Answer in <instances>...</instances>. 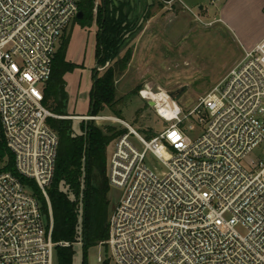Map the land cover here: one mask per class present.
<instances>
[{
    "label": "built area",
    "instance_id": "obj_1",
    "mask_svg": "<svg viewBox=\"0 0 264 264\" xmlns=\"http://www.w3.org/2000/svg\"><path fill=\"white\" fill-rule=\"evenodd\" d=\"M79 12L77 0H0V140L15 170L0 155V264H56V249L71 246L53 241L48 188L60 139L45 89ZM244 54L188 114L171 94L167 111L162 91L141 90L169 124L151 139L115 118L74 117L127 130L108 172L122 193L102 243L115 264H264V39Z\"/></svg>",
    "mask_w": 264,
    "mask_h": 264
},
{
    "label": "rangeland",
    "instance_id": "obj_2",
    "mask_svg": "<svg viewBox=\"0 0 264 264\" xmlns=\"http://www.w3.org/2000/svg\"><path fill=\"white\" fill-rule=\"evenodd\" d=\"M223 2L224 0H152V5L148 7L146 0H143V8H148L149 16L145 18L140 14L134 18L136 32L125 33L110 59L103 64L99 63V67L96 57L99 25L95 21L91 26H84L85 23L79 20L73 21L57 44L56 52L60 51L64 40L67 41L66 61L75 67L64 73L67 84L64 114L54 111L57 106L54 100L49 103L51 112L56 116L52 119L73 122L74 133L80 135L82 123L88 121L82 122L74 117H91L88 115L92 108L94 79L103 77L112 70L116 74L118 104L115 112L106 108L97 116L125 122L146 138L149 130L154 134L163 132L169 124L160 119L155 109L142 99L141 90L149 87L154 93L162 91L171 94L188 114L201 98L225 80L244 59L245 54L240 44L220 21L219 9ZM100 4L101 0H96L95 14ZM126 57L130 59L122 67V60ZM90 122L105 133L106 128H113L117 132L127 131L117 121ZM189 135L195 137L193 134ZM119 138L113 140L107 149V177L110 159ZM131 140L141 148L135 138ZM121 195L119 190L110 188L108 225ZM73 249V264H84V261L86 264H115L110 249L102 243L85 249L82 237ZM55 255L57 257V250Z\"/></svg>",
    "mask_w": 264,
    "mask_h": 264
},
{
    "label": "trees",
    "instance_id": "obj_3",
    "mask_svg": "<svg viewBox=\"0 0 264 264\" xmlns=\"http://www.w3.org/2000/svg\"><path fill=\"white\" fill-rule=\"evenodd\" d=\"M115 0H101L94 13L96 0H77L79 10L83 13L84 26H91L94 21L99 25L97 35L96 57L100 64L110 59L113 50L117 49L125 33L136 32V24L128 20L124 13L126 4L115 6ZM171 1V0H162ZM148 7H150L147 4ZM149 14L146 17H148ZM81 23V24H82ZM67 41L64 40L60 51L56 54L53 72L45 89V104L54 100V111L64 114L67 84L64 73L73 70L74 64L66 61ZM129 57L122 60L125 67ZM115 72L109 71L103 77H95L91 92V110L88 116H97L106 108L115 112L118 104L115 88ZM94 102V106H93ZM53 107V106H51ZM85 117V116H84ZM83 122V121H82ZM51 127L58 133L60 146L54 180L48 188L54 221L53 241L55 243H70V247H58L57 264H73V246L83 237L84 248L105 242L109 237V200L110 184L106 174V154L111 142L127 131L117 132L113 128L103 129L96 127L92 122H83L81 134L76 135L73 122L66 120H49ZM150 130L147 138L155 136ZM0 155L8 157V165L4 171L15 173L13 156L7 150L5 142L0 140ZM31 183V182H30ZM33 185V182L31 183ZM35 194L42 204L44 214L49 217V206L45 197L35 187ZM86 257V253H85ZM85 260V258H84ZM84 264L85 261H84Z\"/></svg>",
    "mask_w": 264,
    "mask_h": 264
},
{
    "label": "crops",
    "instance_id": "obj_4",
    "mask_svg": "<svg viewBox=\"0 0 264 264\" xmlns=\"http://www.w3.org/2000/svg\"><path fill=\"white\" fill-rule=\"evenodd\" d=\"M124 0L128 9L126 15L133 14L132 20L140 14L143 0ZM221 23L232 33L243 52L252 50L264 39V0H224L219 9ZM129 20V17H128Z\"/></svg>",
    "mask_w": 264,
    "mask_h": 264
},
{
    "label": "water",
    "instance_id": "obj_5",
    "mask_svg": "<svg viewBox=\"0 0 264 264\" xmlns=\"http://www.w3.org/2000/svg\"><path fill=\"white\" fill-rule=\"evenodd\" d=\"M130 1H131V4H132V7H134V6H135V2H134V0H130ZM119 2L124 3V0H115V1H114L115 6H118ZM148 3H149V5H152V0H148ZM201 9H202V7H201ZM140 10H141V7H140ZM127 11H128V9L125 7V8H124V13L126 14ZM132 17H133V14H130V15H129V21L132 20ZM82 18H83V13H82V12H79L77 19L80 20V19H82ZM97 67H99V62L97 63ZM95 81H97V78H96ZM149 105H150L151 107H154V106H155L154 102H150ZM93 106H94V102H93Z\"/></svg>",
    "mask_w": 264,
    "mask_h": 264
},
{
    "label": "bare ground",
    "instance_id": "obj_6",
    "mask_svg": "<svg viewBox=\"0 0 264 264\" xmlns=\"http://www.w3.org/2000/svg\"><path fill=\"white\" fill-rule=\"evenodd\" d=\"M159 99H161L162 104H168L167 107H165V109H167V111H171L173 109V106L175 105L174 102L168 97V95L165 92H162L161 95L159 96ZM162 105H161V110L163 111ZM164 109V114L168 113L166 112V110ZM168 116V114H166Z\"/></svg>",
    "mask_w": 264,
    "mask_h": 264
},
{
    "label": "flooded vegetation",
    "instance_id": "obj_7",
    "mask_svg": "<svg viewBox=\"0 0 264 264\" xmlns=\"http://www.w3.org/2000/svg\"><path fill=\"white\" fill-rule=\"evenodd\" d=\"M146 3L149 5V3H148V0H146ZM131 4V3H130ZM149 6H151V5H149ZM128 7V6H127ZM148 9V8H147ZM147 9H144L143 8V6H141V10H140V14H143V16H147L149 13H148V11H147ZM96 14H97V11H96ZM139 14V15H140Z\"/></svg>",
    "mask_w": 264,
    "mask_h": 264
},
{
    "label": "snow or ice",
    "instance_id": "obj_8",
    "mask_svg": "<svg viewBox=\"0 0 264 264\" xmlns=\"http://www.w3.org/2000/svg\"><path fill=\"white\" fill-rule=\"evenodd\" d=\"M175 135H176V134H175V133H173V136H174V137H175Z\"/></svg>",
    "mask_w": 264,
    "mask_h": 264
}]
</instances>
